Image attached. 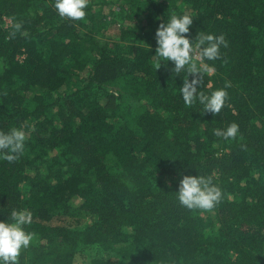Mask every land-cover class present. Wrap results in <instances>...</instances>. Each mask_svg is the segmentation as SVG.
I'll return each instance as SVG.
<instances>
[{"label": "trees", "instance_id": "16d2710c", "mask_svg": "<svg viewBox=\"0 0 264 264\" xmlns=\"http://www.w3.org/2000/svg\"><path fill=\"white\" fill-rule=\"evenodd\" d=\"M174 14L194 18L191 39L227 41L198 88L231 83L215 116L185 105L186 70L156 71L155 33ZM232 123L236 138L214 135ZM11 128L26 142L0 159V220L26 208L36 234L18 264H264V0H89L81 21L54 0H0ZM198 174L222 189L211 210L178 200Z\"/></svg>", "mask_w": 264, "mask_h": 264}, {"label": "clouds", "instance_id": "9594fccd", "mask_svg": "<svg viewBox=\"0 0 264 264\" xmlns=\"http://www.w3.org/2000/svg\"><path fill=\"white\" fill-rule=\"evenodd\" d=\"M159 2V0H157ZM89 0H54V6L62 18L81 21L86 17V8ZM194 18L189 14L172 15L165 23H161L156 30L155 39L157 47L156 71L161 62L167 66L173 65L172 72L181 74L187 71V78L179 91L186 106L196 102L203 105V113L210 112L214 116L219 114L228 98L227 88L224 87L206 94L198 91L202 84L204 74L214 73V66L206 61H215L220 58L221 46L227 47L223 35L198 32L193 40L188 35ZM20 25H17L19 28ZM199 49V55H195ZM191 75V80H189ZM239 132L236 123L230 124L226 129L217 128L214 135L224 139H234ZM26 134L21 128H11L7 132L0 131V159L14 162L19 159L25 150ZM177 197L180 204L188 209L211 210L223 197L222 189L213 182L211 176L184 175L180 180ZM33 222V213L28 209L12 210L8 220H0V264H18L23 249H27L35 238V233L26 230L25 226Z\"/></svg>", "mask_w": 264, "mask_h": 264}, {"label": "rangeland", "instance_id": "374dc122", "mask_svg": "<svg viewBox=\"0 0 264 264\" xmlns=\"http://www.w3.org/2000/svg\"><path fill=\"white\" fill-rule=\"evenodd\" d=\"M109 8H110V5H106L105 6V9H106L107 12L109 11Z\"/></svg>", "mask_w": 264, "mask_h": 264}]
</instances>
